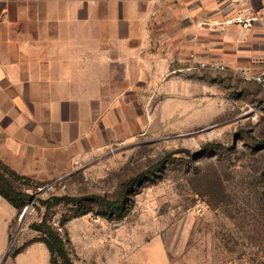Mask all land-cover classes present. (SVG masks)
<instances>
[{
    "label": "crops",
    "instance_id": "crops-1",
    "mask_svg": "<svg viewBox=\"0 0 264 264\" xmlns=\"http://www.w3.org/2000/svg\"><path fill=\"white\" fill-rule=\"evenodd\" d=\"M240 11L264 16V0H0V160L29 177L62 172L130 131L148 93L194 86L197 63L258 72L264 31L231 22ZM81 255L82 264L168 259L161 248ZM14 264H50L49 250L32 245Z\"/></svg>",
    "mask_w": 264,
    "mask_h": 264
},
{
    "label": "rangeland",
    "instance_id": "rangeland-1",
    "mask_svg": "<svg viewBox=\"0 0 264 264\" xmlns=\"http://www.w3.org/2000/svg\"><path fill=\"white\" fill-rule=\"evenodd\" d=\"M147 97L144 110L131 112L130 131L68 159L62 172L28 176L39 188L25 219L0 196V264L7 253L5 264H14L28 243L43 244L40 200L96 195L115 202L147 171L118 210L99 201H62L50 211L73 264L84 263L82 251L96 246L161 248L166 264H264L260 85L225 68L196 73L187 89Z\"/></svg>",
    "mask_w": 264,
    "mask_h": 264
},
{
    "label": "trees",
    "instance_id": "trees-1",
    "mask_svg": "<svg viewBox=\"0 0 264 264\" xmlns=\"http://www.w3.org/2000/svg\"><path fill=\"white\" fill-rule=\"evenodd\" d=\"M256 142L257 144H263L262 141ZM184 153H187L188 156L191 154L189 151H184ZM156 169L157 167H154L153 170L155 171ZM151 172L152 171H147L146 173L132 179L126 185L119 199L115 202H109L105 198L96 195L87 197H51L47 200H40L41 204L46 208V212L40 226V231L42 232L43 237L39 239V242L43 243L48 248L51 255V263L59 264L61 262V264H73L61 234L49 223V213L57 204L62 203V201L69 204L80 203L82 201H99L106 203L109 206V209L118 210L126 199L127 190L138 180L146 176V174H151ZM32 182L36 184L35 180L17 173L13 168L0 160V196L16 208L19 215H21L24 209L36 199V195L32 192L38 191L39 187L32 188ZM35 242L37 241L26 244L18 254L22 253L24 249Z\"/></svg>",
    "mask_w": 264,
    "mask_h": 264
},
{
    "label": "built area",
    "instance_id": "built-area-1",
    "mask_svg": "<svg viewBox=\"0 0 264 264\" xmlns=\"http://www.w3.org/2000/svg\"><path fill=\"white\" fill-rule=\"evenodd\" d=\"M231 22H235L236 24L246 29H251L252 27H254V25H258L264 31V16H262L258 12L240 11ZM193 69L207 72H216L225 69V67L215 62H207L197 63ZM245 77L248 81H254L258 85H260V87L264 91V59L258 72L246 73Z\"/></svg>",
    "mask_w": 264,
    "mask_h": 264
},
{
    "label": "water",
    "instance_id": "water-1",
    "mask_svg": "<svg viewBox=\"0 0 264 264\" xmlns=\"http://www.w3.org/2000/svg\"><path fill=\"white\" fill-rule=\"evenodd\" d=\"M28 212H29V208L25 209V211H24L23 214H22V220L26 218ZM7 259H8V253H7V254L5 255V257L3 258L1 264H5L6 261H7Z\"/></svg>",
    "mask_w": 264,
    "mask_h": 264
}]
</instances>
